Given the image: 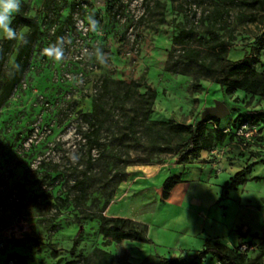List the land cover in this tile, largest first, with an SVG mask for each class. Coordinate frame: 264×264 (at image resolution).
Segmentation results:
<instances>
[{"label": "rangeland", "instance_id": "374dc122", "mask_svg": "<svg viewBox=\"0 0 264 264\" xmlns=\"http://www.w3.org/2000/svg\"><path fill=\"white\" fill-rule=\"evenodd\" d=\"M240 1L22 0L25 14L39 21L40 33L23 79L0 108V264H93L95 248L114 254L116 264H152L156 255L180 251L186 243L182 226H201L207 212L197 218L182 210L185 184L163 200L161 184L177 174L175 165L185 173L204 165L186 156L185 135L152 123L196 126L203 110L219 101L229 113L218 128L233 133L242 149L258 142L257 133L264 131L259 125H247L249 142L235 132L240 117L264 106V99L241 91L223 94L216 74L182 57L187 46L199 50L200 61L212 63L211 32L228 45L231 60L264 44V10ZM89 15L101 31L88 29ZM59 26L68 39L63 61L55 62L43 50L56 43ZM180 28L192 31L187 44L173 42ZM97 48L104 64L97 60ZM13 58L14 53L7 64ZM147 87L155 96L145 116ZM85 113L92 115L85 119ZM214 118L204 119L210 133ZM92 121L99 145L86 137ZM224 141L211 138L204 162L216 158L213 151ZM78 180L82 196L73 186ZM100 212L144 225L152 243L107 244L97 221L85 216ZM222 213L217 206L209 216ZM227 214L225 221L231 210ZM78 229L79 244L70 254ZM238 247L250 257L261 252L260 244ZM187 254L176 257L193 255ZM212 263L207 257L199 264Z\"/></svg>", "mask_w": 264, "mask_h": 264}, {"label": "trees", "instance_id": "16d2710c", "mask_svg": "<svg viewBox=\"0 0 264 264\" xmlns=\"http://www.w3.org/2000/svg\"><path fill=\"white\" fill-rule=\"evenodd\" d=\"M225 1L233 3L235 0ZM240 3L253 9L258 8L264 10V0H241ZM68 18L71 20L72 15L70 14ZM12 26L18 31L22 28H26L24 34L27 36L29 42L25 45L19 41L7 40L4 37L0 40V108L10 99L15 87L23 79L32 55L33 45L40 33L39 21L34 17L26 15L23 7H21V11L18 14H15ZM64 33L65 29L63 26L57 27L54 38L55 41H57L58 37H62ZM210 34L209 39L212 43L209 49L214 56L212 63L200 61L199 50L187 46L184 47L182 52V57L186 62H193L204 68L207 73L216 74L219 87L225 95H233L237 91H241L259 98H264V72L256 70V65L260 62L259 55L261 47L264 46V44L259 45L252 52L244 51L243 57L238 60H231L226 57L228 45L220 39L217 33L211 32ZM191 38L192 31L190 29L180 28L178 33L173 37V42L187 44ZM13 53L14 58L11 64H7V60ZM16 65L20 66L19 69L16 68ZM154 96V90L147 87L143 95L146 106L145 116H147L151 110ZM92 113H85L83 117L85 119L90 118ZM207 120L208 119L199 122L196 126L165 122H153L152 125L159 124L174 132L185 135V140L183 142L186 144L187 148L186 156L198 157L201 150L210 148L211 138L215 142H222L228 135L226 131L218 128L219 119L216 118L213 119L215 128L211 133L206 131L204 122ZM240 120V124L246 123L248 126H255L259 121L264 120V109L246 111L240 117ZM90 126V130L86 134L87 140L90 144L99 145L96 139L98 129L95 121H92ZM243 176V171L237 172L225 183L224 188H235L243 182ZM179 182H181V177L179 175L165 178L161 184V198L163 200L167 199L170 190ZM73 186L78 189L80 196H82L83 181H75ZM222 197L223 195H221L220 199H222ZM36 199L37 196L34 197V200ZM58 200L62 201L60 199ZM85 216L88 219L97 221L99 232L107 244L111 242H120L124 239L147 244L152 243L147 236L146 227L138 224L132 219L105 216L101 212L97 214L87 213ZM236 232L242 237L247 236L246 234L240 233L238 229ZM80 234L81 230L78 229L69 249L70 254H74L76 251ZM249 237L251 240L260 241L261 252L257 256L250 257L247 255L246 251H241L239 247L231 248L219 241L206 239L202 249L196 254L191 255L188 260L156 255V261L152 264H199L207 256L217 259L220 264H264V229H262L260 236H258L257 233H253L250 234ZM91 256L93 257V264H116L115 255L100 248L93 249Z\"/></svg>", "mask_w": 264, "mask_h": 264}, {"label": "crops", "instance_id": "0c3cea01", "mask_svg": "<svg viewBox=\"0 0 264 264\" xmlns=\"http://www.w3.org/2000/svg\"><path fill=\"white\" fill-rule=\"evenodd\" d=\"M243 54L244 51H241L240 55L233 60L242 58ZM259 59L256 70L264 72V51L260 52ZM255 109H264V106L260 105ZM256 125L264 128V120ZM257 134L261 136L257 137L258 142L242 149L236 145L237 137L229 133L224 139V147L213 151L216 158L209 162H204L208 149L201 150L198 160L203 162L202 170L196 169L193 173L192 171L185 173L181 165L174 166L177 174L169 176L179 175L181 182L177 184H185L182 210L195 214L197 218L206 211L207 216L203 219L201 226L196 222V224L182 226L180 231L186 243L178 247L179 252H172L169 257H176L178 254L186 256L187 253L196 254L202 249L206 239L219 241L231 248L246 243L260 244L259 240H251L249 237L253 233L260 236L264 229V131ZM239 171L244 173L243 182L235 188L225 189V183ZM174 187L165 200L169 199ZM221 195H223L222 199H220ZM217 206L222 208L223 217L220 215L219 218L216 214L210 217L212 208L215 209ZM229 210L232 215L228 221H225ZM144 222L147 224L146 221ZM237 229L247 236H240L236 232ZM207 257L213 259L212 264L216 262L220 264L217 259Z\"/></svg>", "mask_w": 264, "mask_h": 264}, {"label": "clouds", "instance_id": "9594fccd", "mask_svg": "<svg viewBox=\"0 0 264 264\" xmlns=\"http://www.w3.org/2000/svg\"><path fill=\"white\" fill-rule=\"evenodd\" d=\"M22 0H0V33L7 40L19 41L22 44H27V36L19 32L12 26L15 14L21 11ZM87 27L92 32L101 31L100 22L95 19L93 15L86 17ZM67 37H58L55 44L50 45L43 50L44 54L55 62H61L65 56L64 43L67 41ZM97 60L100 64L105 63V57L100 53V49L97 48ZM19 65L16 68L19 69Z\"/></svg>", "mask_w": 264, "mask_h": 264}, {"label": "water", "instance_id": "95a60500", "mask_svg": "<svg viewBox=\"0 0 264 264\" xmlns=\"http://www.w3.org/2000/svg\"><path fill=\"white\" fill-rule=\"evenodd\" d=\"M229 113L228 108L219 101H216L213 106L206 107L202 114L199 122L203 121L207 115H212L216 119H220Z\"/></svg>", "mask_w": 264, "mask_h": 264}, {"label": "built area", "instance_id": "2783aa9c", "mask_svg": "<svg viewBox=\"0 0 264 264\" xmlns=\"http://www.w3.org/2000/svg\"><path fill=\"white\" fill-rule=\"evenodd\" d=\"M235 134L237 136H240V138H244V142L250 140V136H251V130L249 128H247V124L246 123H242L240 124V126L238 127L237 131L235 132ZM244 251V250H241Z\"/></svg>", "mask_w": 264, "mask_h": 264}]
</instances>
